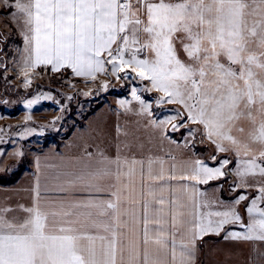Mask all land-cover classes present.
<instances>
[{
	"label": "snow or ice",
	"instance_id": "6c2138e0",
	"mask_svg": "<svg viewBox=\"0 0 264 264\" xmlns=\"http://www.w3.org/2000/svg\"><path fill=\"white\" fill-rule=\"evenodd\" d=\"M0 7L23 20L25 87L39 66L147 82L144 91L161 93L157 106L183 110L152 121L158 130L199 125L189 135L199 131L236 158L213 156L216 167L138 160L123 154L128 143L118 144L115 157L100 152L84 170L54 177L59 199L37 184L32 205L19 206L23 216L0 208V264H195L197 242L228 224L244 231H226L223 240L264 242V0H0ZM131 96L152 115L136 88ZM48 99L38 94L24 107ZM128 103L119 101L125 111ZM230 174L236 187L258 186V196L242 192L233 202L251 200L247 222L234 209L203 211L208 204L196 186Z\"/></svg>",
	"mask_w": 264,
	"mask_h": 264
},
{
	"label": "rangeland",
	"instance_id": "374dc122",
	"mask_svg": "<svg viewBox=\"0 0 264 264\" xmlns=\"http://www.w3.org/2000/svg\"><path fill=\"white\" fill-rule=\"evenodd\" d=\"M8 10H0V30L7 39V47L1 52L6 68L0 76V106L3 107L0 111L3 115V118H0V138L9 141L0 143V177L9 178L22 168V173L15 182L0 184V208L10 209L8 217L21 216L19 206H30L25 187L29 189L31 181L25 173L31 168L32 158L43 152L58 151L61 148L69 152L97 150L99 144L108 140L113 144L134 145L135 147L131 148L133 153H151L156 145L162 147L167 135L173 141L183 139L184 144L187 141V145H192L196 153H202L208 162H215L213 156L217 160L220 159L212 152L210 146L205 144L199 131L189 135L187 129L196 128L194 125L186 124L179 131L172 132L169 124L167 134L165 130H158L152 125L148 114L140 113L139 103L131 96L132 88H136L141 99L150 104V118L163 119L172 115L169 110L180 111V105L177 104L165 103L157 106L155 100L161 93L144 91L147 82L138 79L120 80L113 77L110 71L97 76L95 80H83L73 77L67 71L52 74L55 72L40 68L29 72L31 84L25 87V70L17 65L14 58L19 44L18 36L4 19ZM105 82L109 85L107 90L101 88V84ZM7 85L10 86L8 96ZM38 94L50 95L52 99L41 100L31 109L25 108V101ZM121 100L129 102L130 111H125L120 106ZM98 102H102V105L84 119ZM26 116L31 119L26 120ZM79 123H82V126H79ZM117 128L120 129L119 132ZM69 129H72L71 134L64 139ZM233 183V179H228L225 187L231 188ZM235 193L236 190H232L228 195Z\"/></svg>",
	"mask_w": 264,
	"mask_h": 264
},
{
	"label": "crops",
	"instance_id": "0c3cea01",
	"mask_svg": "<svg viewBox=\"0 0 264 264\" xmlns=\"http://www.w3.org/2000/svg\"><path fill=\"white\" fill-rule=\"evenodd\" d=\"M14 2L15 0H8L9 4H14ZM2 8L3 7H0V10ZM12 12H15V8H12L7 13H5L4 19L14 29L15 33L18 36L20 43L15 50L16 53L14 58L17 62V65L20 66L22 70H25L24 57L27 55V53L25 52V48L27 47V45L23 38L24 24L22 19L17 18L19 14H17V17H14L12 15ZM143 54L144 55L141 56L145 57L148 55V53ZM181 57L185 58L183 56V53H181ZM40 68L51 71V66H39L35 70H38ZM60 71H67L73 77L78 79H88L83 76H75L70 68H63ZM102 74L104 73H98L97 76H101ZM179 110L183 111L181 107L179 108ZM148 120L152 122L155 119L152 117L150 118L149 116ZM194 127H196L197 129L200 128L199 125H194ZM168 129L169 125H167L165 129V133L167 134H169ZM201 138L203 139L205 144L210 146L212 152L219 156V160L228 159L230 161H235L236 158L234 157L232 152H217L214 146L211 145L207 139L202 136ZM183 141L184 140L182 139L181 141L173 142V140L169 137L166 142L162 143V147H158V145L153 147L154 151H152L151 153H139L137 151V153H133L132 149L131 151H129L128 149H122V151L124 155L135 156V158L138 160H147L149 157H160L170 164L172 163V160L170 158H174L175 162L179 164L181 162H191L199 159L206 162L209 166H219L216 162L206 161L202 153H196L192 145H186V143L184 144ZM118 144L119 143L113 144L112 142L105 140L103 144H99V149L97 150L89 149L69 152L61 148L58 151L43 152L35 155L32 158L31 168L25 173L28 175V177H30L31 181L29 187L30 190L25 185V188H27L25 190H27L30 206L32 205L33 199L35 197L34 189L37 187V184L40 185L43 195L52 200L59 199L61 197V193L58 187L59 182L54 179V177L58 173L84 170L89 163L93 162L94 158H98L100 152H103L105 155L115 157L117 155ZM120 145L122 147V144ZM132 147L135 146L132 145ZM89 153L92 154V158L89 157ZM230 165H232L231 169H234L236 167V164L234 162L229 164L227 167L229 168ZM231 176L234 180L233 186H231V188H227L224 184L219 183L220 181L224 180V178L210 181L208 184H200L196 186L201 193V202H206L208 204V207L206 209H203V211L223 212L234 209L239 212L240 215L244 217L245 222H247L245 205L250 204L251 200L249 199L248 201L242 202L241 204H234L233 202L242 192L250 198L258 196V186L247 188L236 187V184L239 183V180L234 175ZM45 186L47 187V191H44ZM233 189L236 190V193L228 195V193H232ZM212 218L216 219L215 217ZM226 231L242 232L244 230L240 228L239 224H228L225 225L224 231L221 232L220 236H205L202 241L197 242L198 251L196 253L195 264H264V242L258 240L225 241L222 237L224 235V232Z\"/></svg>",
	"mask_w": 264,
	"mask_h": 264
},
{
	"label": "trees",
	"instance_id": "16d2710c",
	"mask_svg": "<svg viewBox=\"0 0 264 264\" xmlns=\"http://www.w3.org/2000/svg\"><path fill=\"white\" fill-rule=\"evenodd\" d=\"M9 11V10H8ZM18 43H20L19 39H18ZM7 47V39L6 37L4 36V33L0 30V76L3 74L4 72V69L6 68V64L4 62V57H3V54L1 53L3 51L4 48ZM2 62V63H1ZM60 72H63V71H59V72H55V73H52V74H56V73H60ZM36 86V85H35ZM9 85L6 86V96H8L10 94L9 92ZM25 96H28V94H25ZM102 105V102H98L95 104V106L89 110V112L86 114V116L84 117V119L89 116L90 114H92L96 109H98L100 106ZM3 110V107L0 106V111ZM79 126H82V123H79L78 124ZM71 131L72 129H69L68 132L64 135V139H67L70 134H71ZM232 167V165L229 166L228 170H230ZM22 173V168L19 169L18 171H16L11 177L9 178H5V177H0V184H9V183H13L15 182L19 176L21 175ZM230 180L232 179L231 175H228L226 178H224V180L220 181L219 183L221 184H224L225 185V182L227 180Z\"/></svg>",
	"mask_w": 264,
	"mask_h": 264
}]
</instances>
